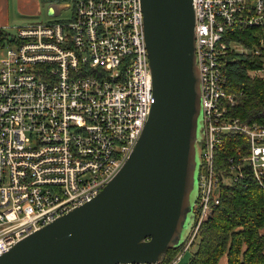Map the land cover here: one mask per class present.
I'll list each match as a JSON object with an SVG mask.
<instances>
[{"label": "built area", "instance_id": "built-area-1", "mask_svg": "<svg viewBox=\"0 0 264 264\" xmlns=\"http://www.w3.org/2000/svg\"><path fill=\"white\" fill-rule=\"evenodd\" d=\"M202 139L198 197L177 264L219 199L221 183L243 167L264 189V122L230 117L220 58L247 49L225 29L264 25V0H191ZM63 19L15 27L0 47V253L97 195L132 152L154 101L140 0H76ZM255 53L258 52L256 49ZM264 72V66L257 70ZM226 133L248 151L215 169Z\"/></svg>", "mask_w": 264, "mask_h": 264}, {"label": "water", "instance_id": "water-1", "mask_svg": "<svg viewBox=\"0 0 264 264\" xmlns=\"http://www.w3.org/2000/svg\"><path fill=\"white\" fill-rule=\"evenodd\" d=\"M140 5L154 101L132 152L95 197L1 252L0 264L157 261L182 242L174 231L185 209L197 96L192 3ZM53 10L49 6L48 15Z\"/></svg>", "mask_w": 264, "mask_h": 264}, {"label": "trees", "instance_id": "trees-1", "mask_svg": "<svg viewBox=\"0 0 264 264\" xmlns=\"http://www.w3.org/2000/svg\"><path fill=\"white\" fill-rule=\"evenodd\" d=\"M44 1L54 8L53 16L57 14L55 4L72 5L76 0ZM12 34L0 28V47L14 41ZM224 39L247 49L227 50L220 58L225 75L223 89L234 99L228 115L247 124L264 122V72L257 71L264 66V25L227 28ZM216 147L215 169L225 173L228 157L240 158L247 153V138L226 133ZM241 175L239 180L219 185L218 202L213 203L210 214L199 225L185 264H218L224 254L227 264H264V189L247 167H243ZM177 247H169L161 260L171 258Z\"/></svg>", "mask_w": 264, "mask_h": 264}, {"label": "rangeland", "instance_id": "rangeland-1", "mask_svg": "<svg viewBox=\"0 0 264 264\" xmlns=\"http://www.w3.org/2000/svg\"><path fill=\"white\" fill-rule=\"evenodd\" d=\"M50 6V5H49ZM71 5L68 2H64L62 4H55L54 7L57 10V14L51 16L48 15L46 8L44 6H41V11L39 14H36L35 16L27 17L25 20H23V23L26 22H35V21H41L46 22L49 20H55V19H63L71 13ZM193 75L196 76L195 84H194V90H196V99H195V112L193 113V125H192V138L189 143V155H188V167L186 172V181H185V187H184V196L182 199V207L184 211L179 216V222L176 226V229L174 231V234L178 236V239L180 241L185 240V238L189 235V231L191 226L193 225V214H194V204L198 197V182H199V176L198 173L200 172V164H201V147L199 138H202V118H201V105L198 102V96H199V82L197 77V69L196 66L193 67ZM228 159H226L227 161ZM191 249L185 251L182 258L177 262V264H185L187 258L189 257L191 253ZM174 255V254H173ZM226 257L225 254L220 256L218 259V264H226Z\"/></svg>", "mask_w": 264, "mask_h": 264}, {"label": "crops", "instance_id": "crops-1", "mask_svg": "<svg viewBox=\"0 0 264 264\" xmlns=\"http://www.w3.org/2000/svg\"><path fill=\"white\" fill-rule=\"evenodd\" d=\"M41 6L48 10L44 0H0V28L13 32L27 17L39 14Z\"/></svg>", "mask_w": 264, "mask_h": 264}]
</instances>
